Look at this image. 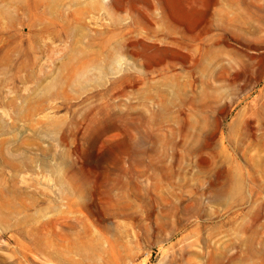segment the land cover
<instances>
[{"label": "rangeland", "instance_id": "rangeland-1", "mask_svg": "<svg viewBox=\"0 0 264 264\" xmlns=\"http://www.w3.org/2000/svg\"><path fill=\"white\" fill-rule=\"evenodd\" d=\"M0 264H264V0H0Z\"/></svg>", "mask_w": 264, "mask_h": 264}, {"label": "bare ground", "instance_id": "bare-ground-1", "mask_svg": "<svg viewBox=\"0 0 264 264\" xmlns=\"http://www.w3.org/2000/svg\"><path fill=\"white\" fill-rule=\"evenodd\" d=\"M222 189V188H221ZM224 192V191H223ZM217 193V192H216ZM231 194V193H230ZM216 196V195H215Z\"/></svg>", "mask_w": 264, "mask_h": 264}]
</instances>
